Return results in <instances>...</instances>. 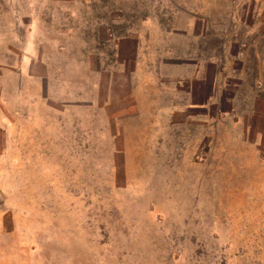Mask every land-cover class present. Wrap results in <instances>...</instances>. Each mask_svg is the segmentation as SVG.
I'll return each mask as SVG.
<instances>
[{
	"label": "rangeland",
	"instance_id": "rangeland-1",
	"mask_svg": "<svg viewBox=\"0 0 264 264\" xmlns=\"http://www.w3.org/2000/svg\"><path fill=\"white\" fill-rule=\"evenodd\" d=\"M0 264H264V0H0Z\"/></svg>",
	"mask_w": 264,
	"mask_h": 264
}]
</instances>
